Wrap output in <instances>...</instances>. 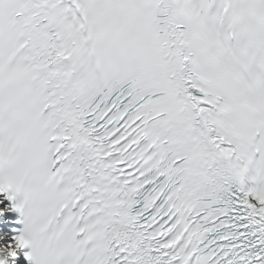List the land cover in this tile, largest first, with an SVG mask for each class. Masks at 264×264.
I'll return each mask as SVG.
<instances>
[{
	"label": "snow or ice",
	"instance_id": "obj_1",
	"mask_svg": "<svg viewBox=\"0 0 264 264\" xmlns=\"http://www.w3.org/2000/svg\"><path fill=\"white\" fill-rule=\"evenodd\" d=\"M0 264H264V0H0Z\"/></svg>",
	"mask_w": 264,
	"mask_h": 264
}]
</instances>
